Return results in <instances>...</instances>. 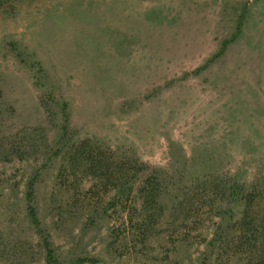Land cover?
<instances>
[{
  "label": "rangeland",
  "instance_id": "1",
  "mask_svg": "<svg viewBox=\"0 0 264 264\" xmlns=\"http://www.w3.org/2000/svg\"><path fill=\"white\" fill-rule=\"evenodd\" d=\"M180 165L187 189L210 175L198 230L131 242L120 213L93 215L115 183L135 192ZM263 165L264 0H0V264H45L25 221L34 176L62 264H199L221 176L250 184Z\"/></svg>",
  "mask_w": 264,
  "mask_h": 264
},
{
  "label": "trees",
  "instance_id": "2",
  "mask_svg": "<svg viewBox=\"0 0 264 264\" xmlns=\"http://www.w3.org/2000/svg\"><path fill=\"white\" fill-rule=\"evenodd\" d=\"M63 132L64 128H61V133ZM60 138H62L61 135L55 139L51 146V154L54 153V156L59 154L63 148ZM51 157V155L48 156L49 161ZM73 160L72 167L82 163L76 157ZM95 162H97L95 166L97 168L106 163L102 159ZM180 166L181 169L173 172L170 177L153 173L149 181L148 179L145 181V187L135 192L130 186H117L115 183L110 191L111 196L108 198V202L103 206L91 209L93 215L96 218H105L109 208L116 215L120 213L121 222L118 225L123 227V232L126 235L130 236L127 238L131 242L135 240L139 242L140 239L143 242L147 238L146 233L157 234L160 229L168 226L170 228L171 226L187 228V235L195 228L198 230L200 223L205 219L203 217L199 219V212L204 208L203 199L209 193V189L204 187V185H208L205 177L210 179V175L203 174L204 176L201 178L198 176L191 178L189 181H195L194 187L187 189L185 186H179L187 181L185 173H183L184 169H182L184 165ZM113 173V170L107 168L102 174L103 176L98 178H102L101 182H106L114 178ZM245 173L242 170L235 172L232 176H228L226 173L218 181V185L221 184V186L216 188L221 192V203L205 207V214L209 218L217 216L218 220L212 226L211 238L204 244V255L200 256L199 264H233L235 262L238 264H264V174L255 177L252 183L247 184L244 179ZM36 177L38 175L34 176L24 189L25 221L38 240L45 264H62L52 245L51 235L41 222L37 210L33 180ZM130 195L134 199L128 204H125V201L121 202L123 198L128 200ZM196 216L198 217L196 218ZM175 228L172 229L175 230ZM115 230L118 228L116 227ZM194 235L197 237V234ZM123 239L125 238L120 239L118 233L116 241ZM184 241H187L185 245L191 243L188 238L183 239ZM214 255L215 258H213ZM222 256H224L223 262H221ZM76 261L81 262L82 260H70L69 264H76Z\"/></svg>",
  "mask_w": 264,
  "mask_h": 264
}]
</instances>
